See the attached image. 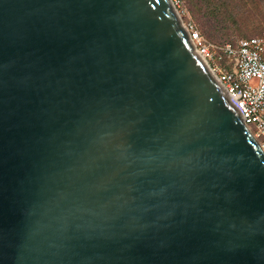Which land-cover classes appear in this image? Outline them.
Masks as SVG:
<instances>
[{
  "label": "water",
  "instance_id": "water-1",
  "mask_svg": "<svg viewBox=\"0 0 264 264\" xmlns=\"http://www.w3.org/2000/svg\"><path fill=\"white\" fill-rule=\"evenodd\" d=\"M0 264H264V152L171 0H0Z\"/></svg>",
  "mask_w": 264,
  "mask_h": 264
},
{
  "label": "built area",
  "instance_id": "built-area-1",
  "mask_svg": "<svg viewBox=\"0 0 264 264\" xmlns=\"http://www.w3.org/2000/svg\"><path fill=\"white\" fill-rule=\"evenodd\" d=\"M182 25L197 57L238 108L241 120L264 152V33L239 39L235 45L214 46L194 24Z\"/></svg>",
  "mask_w": 264,
  "mask_h": 264
},
{
  "label": "rangeland",
  "instance_id": "rangeland-1",
  "mask_svg": "<svg viewBox=\"0 0 264 264\" xmlns=\"http://www.w3.org/2000/svg\"><path fill=\"white\" fill-rule=\"evenodd\" d=\"M172 2L181 23L194 24L210 44H223L264 33V0H227V12H222L217 17L206 13L208 10L205 12V9H193L185 0ZM218 4L219 0H213L211 5ZM197 5L199 7L200 3Z\"/></svg>",
  "mask_w": 264,
  "mask_h": 264
},
{
  "label": "trees",
  "instance_id": "trees-1",
  "mask_svg": "<svg viewBox=\"0 0 264 264\" xmlns=\"http://www.w3.org/2000/svg\"><path fill=\"white\" fill-rule=\"evenodd\" d=\"M185 2L189 3L193 7V9H196V10L197 9H205V12H206V10H208L206 13L210 14L211 16H215V17H217L219 14H222V12H227L225 7H227L229 5V2H227V0H223V1L219 0V4L217 6L216 5H211V4H213V0H185ZM193 2H195V4H193ZM197 3H200L199 7H198L199 4L197 5ZM222 27H224V26H222ZM261 34H259V35H261ZM248 38H250V37H248ZM238 40L239 39L234 40V41H230V42H226V43H223V44H214V46H223L224 44H228V43L235 45V43ZM216 54L217 55H222V52L217 51Z\"/></svg>",
  "mask_w": 264,
  "mask_h": 264
},
{
  "label": "bare ground",
  "instance_id": "bare-ground-1",
  "mask_svg": "<svg viewBox=\"0 0 264 264\" xmlns=\"http://www.w3.org/2000/svg\"><path fill=\"white\" fill-rule=\"evenodd\" d=\"M199 58V57H198ZM200 60L203 62V64L206 66L205 62L200 58ZM210 72V71H209Z\"/></svg>",
  "mask_w": 264,
  "mask_h": 264
}]
</instances>
